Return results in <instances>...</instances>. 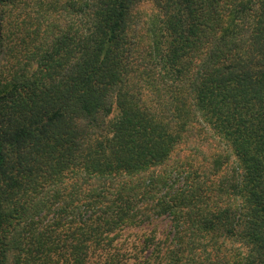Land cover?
<instances>
[{
  "label": "trees",
  "instance_id": "trees-1",
  "mask_svg": "<svg viewBox=\"0 0 264 264\" xmlns=\"http://www.w3.org/2000/svg\"><path fill=\"white\" fill-rule=\"evenodd\" d=\"M56 258L264 264V0H0V264Z\"/></svg>",
  "mask_w": 264,
  "mask_h": 264
},
{
  "label": "rangeland",
  "instance_id": "rangeland-1",
  "mask_svg": "<svg viewBox=\"0 0 264 264\" xmlns=\"http://www.w3.org/2000/svg\"><path fill=\"white\" fill-rule=\"evenodd\" d=\"M149 3H150V2H148V1L141 2V3L136 7L135 11H139V10H141V9H145V8L148 9V7L150 6ZM134 28H136V24H135V22H134V24H133V29H134ZM133 29H131V31H132ZM157 225H159V227H158V231H162V228L164 227V221L157 222ZM133 235H136V234H133ZM133 238H135V237H133ZM56 261H57V264H62V260H61V259H59V258L57 259V258H56ZM52 264H56V263L54 262V263H52ZM126 264H136V262L131 258V259H129V261H128Z\"/></svg>",
  "mask_w": 264,
  "mask_h": 264
}]
</instances>
